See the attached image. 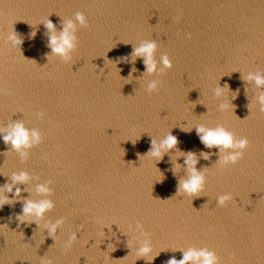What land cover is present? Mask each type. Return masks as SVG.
<instances>
[{"label":"water","instance_id":"water-1","mask_svg":"<svg viewBox=\"0 0 264 264\" xmlns=\"http://www.w3.org/2000/svg\"><path fill=\"white\" fill-rule=\"evenodd\" d=\"M78 11L89 27L78 32L73 61L49 59L40 22L51 14L59 32ZM14 27L21 50L4 39ZM145 39L157 41L158 61L171 56L172 69L146 73L133 57ZM260 69L264 0H0V187L14 172L31 174L13 185L20 198L0 208V264H168L194 245L214 249L223 264H264V112L246 78ZM155 78L161 86L149 93ZM20 120L44 133L26 161L2 139ZM199 123L250 139L238 164L219 168L222 153L200 141ZM169 132L176 148L157 163L143 156ZM187 152L208 176L204 195L193 198L178 194ZM49 180L56 207L37 223L19 221L23 200L49 198L37 192ZM223 193L233 198L221 206ZM60 217L53 237L44 225ZM137 224L151 233L154 260L137 255ZM72 232L80 238L66 248Z\"/></svg>","mask_w":264,"mask_h":264},{"label":"clouds","instance_id":"clouds-1","mask_svg":"<svg viewBox=\"0 0 264 264\" xmlns=\"http://www.w3.org/2000/svg\"><path fill=\"white\" fill-rule=\"evenodd\" d=\"M49 16L40 22L44 24L49 32L47 45L51 50L49 59L56 57L66 64L71 63L73 61V54L79 47L78 32L81 28L89 27V19L84 12L78 11L75 13L74 18L70 17L64 21L62 30L58 32L56 25L49 19ZM32 36H35V32L32 33ZM4 39L13 48L21 50L23 39L17 33L15 27L4 36ZM158 47L157 41L145 39L133 51V57L143 58L146 66L145 71L149 76L158 77L159 75H163L165 70H170L174 67L173 59L168 53L164 54L159 61L156 59ZM246 78L254 82L257 89H260L256 97L255 105H258L259 110L264 112V70L250 71ZM161 83L162 81L159 78L151 79L147 82L146 90L149 93L156 92L159 90ZM224 87L226 85L218 87L215 95L220 96ZM230 108L231 106L229 104L220 105V110L223 112L230 110ZM37 115L43 119L46 116V112L41 111ZM185 130L191 131V129ZM195 130L200 141L207 148L219 147L222 156L219 158L217 165L221 169L238 164L251 145V141L247 136H237L235 132L222 124L209 127L205 123H199L195 126ZM3 131L6 133L2 137L4 142L10 144L11 148L25 161L30 158L31 149L40 145L44 140V133L39 128H30L23 120L14 121L5 127ZM132 143L135 144L136 141H132ZM178 144V138L169 132L159 141L154 139L150 150L143 156H148L157 163L163 160L167 151L176 148ZM183 155L185 156L184 164L187 166L189 175L187 179H182L178 182V194L191 198L204 195L208 184L207 171L197 167L199 159L195 153L187 152ZM204 158L208 159L209 155L204 154ZM139 159H141V156ZM164 178L163 175V179L159 181L162 182ZM30 179L31 174L27 170L14 172L12 175V184L0 187V208L6 204L16 202V199L20 198L22 189L20 187L14 188L13 185L26 184ZM52 183L49 180L37 186V192L49 198L23 200L22 213L17 217L19 221H35L37 223L38 220L44 219L56 207V201L51 198L55 191ZM5 193H14V195L10 197ZM232 198L231 193H223L217 197V203L223 206ZM65 221V217H60L53 223L45 224L44 229L48 231L49 235L55 237L58 230L65 224ZM137 228L140 232L133 239V243L138 245L136 249L138 257H146L148 260H154L155 256L159 255V253L155 252L151 233L143 230L142 224H137ZM79 238L78 232H72L65 242V247L70 248ZM45 264H52V261L48 260ZM168 264H223V261L214 249L194 245L183 251L182 259L170 258Z\"/></svg>","mask_w":264,"mask_h":264}]
</instances>
